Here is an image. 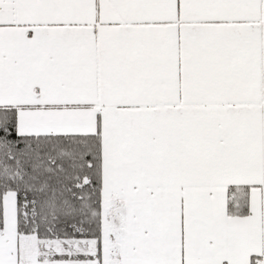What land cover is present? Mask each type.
<instances>
[{
    "label": "snow or ice",
    "instance_id": "snow-or-ice-1",
    "mask_svg": "<svg viewBox=\"0 0 264 264\" xmlns=\"http://www.w3.org/2000/svg\"><path fill=\"white\" fill-rule=\"evenodd\" d=\"M0 264H264V0H0Z\"/></svg>",
    "mask_w": 264,
    "mask_h": 264
}]
</instances>
